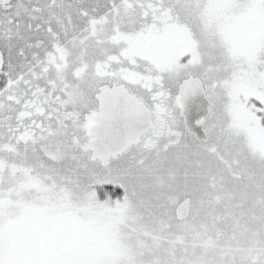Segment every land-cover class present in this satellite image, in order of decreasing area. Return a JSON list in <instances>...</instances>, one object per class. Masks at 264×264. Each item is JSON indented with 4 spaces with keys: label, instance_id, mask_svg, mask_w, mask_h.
I'll return each instance as SVG.
<instances>
[{
    "label": "snow or ice",
    "instance_id": "6c2138e0",
    "mask_svg": "<svg viewBox=\"0 0 264 264\" xmlns=\"http://www.w3.org/2000/svg\"><path fill=\"white\" fill-rule=\"evenodd\" d=\"M0 264H264V0H0Z\"/></svg>",
    "mask_w": 264,
    "mask_h": 264
}]
</instances>
